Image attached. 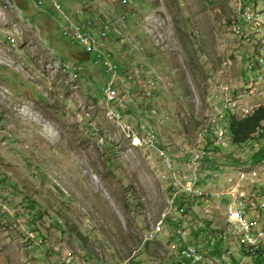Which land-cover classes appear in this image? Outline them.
<instances>
[{"label":"rangeland","instance_id":"374dc122","mask_svg":"<svg viewBox=\"0 0 264 264\" xmlns=\"http://www.w3.org/2000/svg\"><path fill=\"white\" fill-rule=\"evenodd\" d=\"M125 1L0 0V264H192L181 255L186 245L207 254L195 264H256L230 234L228 196L180 198L182 214L170 208L174 172L148 131L171 153L175 171L181 155L191 161L209 141L199 134L220 118L214 95L247 108L264 104V70L256 84L243 81L251 75L240 69L245 44L234 28L241 2ZM78 10L86 12L75 16ZM90 11L106 20L113 59L132 76L129 95L116 99L120 107L106 100L101 58L62 32L64 15L77 21ZM256 143H212L203 169L220 175L216 184L202 177L204 191H230L234 179L264 176V159L250 161ZM249 188L241 183L234 198ZM254 215L264 227V208ZM177 220H189L178 233ZM225 228L231 239L220 236Z\"/></svg>","mask_w":264,"mask_h":264},{"label":"built area","instance_id":"2783aa9c","mask_svg":"<svg viewBox=\"0 0 264 264\" xmlns=\"http://www.w3.org/2000/svg\"><path fill=\"white\" fill-rule=\"evenodd\" d=\"M122 2H126L122 0ZM237 2H242V21H241V29L238 32L237 36L239 41H245V50L246 51V59L245 66L243 67V73L250 74L249 77H243V81H251L257 80L260 77H257V70H264V29H252V22L256 19H251L248 17V11L243 4V0H237ZM54 10H59L57 6H53ZM86 12V10H78L74 14L77 16L82 12ZM94 17L92 13L86 19H78L77 21H72L70 18L64 15V24L62 25L63 35L69 37L72 40H77L85 49V52L88 54L90 52H96L98 58H101L103 66L106 72L109 75L108 82L105 86L104 92L106 100L117 102L118 106H121V101L116 100L119 99V95H129V87L126 86L125 81L130 80L132 76H129V69H123L121 73V68L119 63L113 59V52L111 47L107 45L108 39H110V28L106 26H95L94 28L97 30H101V37L98 38H89L83 32V25L86 22H93ZM135 40V36L133 38ZM122 39L117 38L115 40V45L118 44ZM125 46V45H124ZM123 47V45H122ZM142 51V50H136ZM68 68L75 70L73 65L65 62L64 64ZM81 68V67H80ZM79 68V69H80ZM136 69V68H135ZM148 69V68H147ZM151 70L148 69L147 72L149 75L151 74ZM144 69H138V73H144ZM126 78V79H125ZM154 80L157 81L156 76L154 75ZM155 83L154 82H150ZM264 96V95H258ZM217 111H220L219 121L216 123L210 124L208 127V132H217L218 140H210L203 146L199 147L198 153L195 155L194 159L191 161H182L181 166L179 168H175L173 170V158L171 157V153L167 151L166 148L159 146V141L157 139V135L154 131H150V142H156V150L161 155V160L165 168H171L173 173V177L178 176L179 183L177 186L174 185V178H172V192H171V206L177 213H184L185 206L177 205L175 203L176 199L179 196L182 197H200L203 199L208 198L209 196L219 199L220 197L228 196L229 200L224 203L223 209L230 212L232 218L234 219V226L232 229L239 230V236H243L244 238L250 239V242H260L264 243V227L255 219L254 213L264 208V193L258 188L262 183V178L260 173L258 175H248L243 178L234 179L233 180V190L223 191V192H212V191H204L205 183H202L200 186V182L202 181V177H207L208 180L216 181L219 177V169H203V165H205L206 161L211 157V153L213 152L212 141H226V136H224L225 125L222 121V115L225 110H233L235 113V109H242V111H249L253 106H243L232 103V98L230 96L220 95L217 98ZM176 179V178H175ZM231 181L230 176L225 175V180ZM182 182V183H181ZM241 183H248L250 188L247 193H243L242 198H234V189L240 188ZM174 206V207H173ZM170 213V212H169ZM178 226L182 223L180 220H177ZM178 233V228H177ZM220 236L223 239H231L229 237V230H220ZM154 238V237H153ZM151 238V239H153ZM150 239V240H151ZM227 254H231L230 251H227ZM181 255L188 260L190 263L194 262H205L207 260L206 252L200 248V252H193L192 245H186L181 250ZM238 264H242L241 262Z\"/></svg>","mask_w":264,"mask_h":264},{"label":"trees","instance_id":"16d2710c","mask_svg":"<svg viewBox=\"0 0 264 264\" xmlns=\"http://www.w3.org/2000/svg\"><path fill=\"white\" fill-rule=\"evenodd\" d=\"M256 1L257 0H243V4L245 5L246 8L250 7L255 10L257 9ZM241 9H242V2H241ZM261 11L264 14V8L261 9ZM111 36H114V34L109 35V37ZM85 54L89 55L87 52H85ZM122 62L123 61H119L118 63L122 64ZM241 62L242 63L245 62L244 58L241 60ZM240 69L242 70L243 68ZM113 103L116 104L115 101H113ZM116 106H118V104H116ZM222 121L223 124L225 125L224 133L227 136L226 138L230 143V145H232V147L238 145L239 143H244L249 140H254L255 142H257L256 144H258V147L253 148L252 150L253 154L250 157V161H252L254 164L255 163L258 164L259 162L263 161L264 144L262 145L261 142L264 141V131L260 132V130L264 129V104H260L254 107L249 113L243 116H237L236 114H233V112L228 110L223 113ZM213 148L218 149V147H213ZM230 153L231 152H229V155ZM180 198H187V197L179 196L176 199L175 203L177 205H184V201L180 200ZM174 226L176 227V229L178 228V225H174ZM243 252L245 254H251L250 251L247 250L244 245H243ZM251 255L255 257V261L257 262L256 264L264 263V247L257 248L254 252H252ZM136 264H140V262L137 261Z\"/></svg>","mask_w":264,"mask_h":264},{"label":"bare ground","instance_id":"6f19581e","mask_svg":"<svg viewBox=\"0 0 264 264\" xmlns=\"http://www.w3.org/2000/svg\"><path fill=\"white\" fill-rule=\"evenodd\" d=\"M54 3H56V2H53V4ZM57 4V3H56ZM58 5V4H57ZM54 6H55V4H54ZM58 7V6H57ZM59 8V7H58ZM240 9H241V7H240ZM247 9V11H248V17L249 18H251V19H256V20H253V22H252V29H264V14L262 13V11L261 10H259V9H252V8H250V7H247L246 8ZM240 11V17H239V21L238 22H236V26H235V28H234V32H235V34L237 35L238 34V32H240V29H241V21H242V13H241V10H239ZM97 17V16H96ZM96 17H94L95 19H94V24H93V22H86V24H84L83 25V30H85L86 28H90V30H92V32H93V34H94V38L96 37V38H98V37H101V30H97V29H95L94 28V25L95 26H100V20H104L103 21V23L101 24V26L102 25H105L106 26V20L105 19H103V18H99V20L96 18ZM108 21V23L109 22H111V20H107ZM118 23V22H117ZM107 28H110L109 26H108V24H107ZM125 28V27H124ZM96 31H97V33H96ZM84 32V34H86L89 38H92V36H91V33L89 32V30H85V31H83ZM118 38H120V37H118ZM120 39H123V38H120ZM241 42H243L244 44H245V41H241ZM139 44V43H138ZM142 50H143V48H141ZM245 63V62H244ZM245 66V65H244ZM132 73V72H131ZM135 73V72H134ZM260 81H262V78L260 77V78H258L257 80H256V84L257 83H260ZM150 82H151V80H150ZM261 87V89H259V91H258V94L259 95H264V84H263V86L261 85L260 86ZM220 95H214V97H213V100L215 101V103L217 104V98L219 97ZM232 103H234L233 101H232ZM226 111H228V110H225V112ZM230 111H232V110H230ZM233 114H235V113H233ZM219 120H218V118H216V117H214V118H211V123L210 124H212V123H216V122H218ZM208 131V128H207V130L204 132V133H200L199 134V136H200V138H204V136L205 135H207L206 137V140L205 141H207V139L209 140V138H210V140H218V133L217 132H208V134H205L206 132ZM264 131V129H261L260 130V132H263ZM224 136H226L225 135V133H224ZM227 137V136H226ZM227 139V138H226ZM203 140V139H202ZM204 141V142H205ZM225 142H227L228 143V141H212V143L214 144V145H216V147H219V145H221V144H224ZM203 144V143H202ZM205 145V144H204ZM227 145V144H226ZM199 147H203L202 145H200ZM215 147V146H214ZM185 150L186 149H184L183 151L185 152ZM191 150V149H190ZM194 150H196V149H194ZM183 152V154H185ZM186 152H189V149L188 150H186ZM195 153V152H194ZM184 155H182V157H183ZM194 157V156H193ZM183 158H185L184 160H182V161H188V159H187V157L186 156H184ZM190 158V157H189ZM241 177V176H240ZM235 197V196H234ZM218 208H220V206H217ZM223 211L224 212H226L227 213V215L232 219V222H233V225L232 226H234V219L232 218V215H231V213L230 212H228V211H226V210H224L223 209ZM226 228H227V225H226ZM226 228H225V230H226ZM231 232H232V236L233 237H235L236 239L237 238H240L241 240H242V243H243V245H246L248 248H249V251H254V250H256L257 248H259V244H258V242H250V239H248V238H244L243 236H239V230L238 229H232L231 228ZM230 232V233H231ZM181 238H183V235H181ZM241 242V241H240ZM198 248V247H197ZM197 248H194L193 247V252H200V250L199 249H197ZM195 263H201V262H194V263H192V264H195Z\"/></svg>","mask_w":264,"mask_h":264},{"label":"crops","instance_id":"0c3cea01","mask_svg":"<svg viewBox=\"0 0 264 264\" xmlns=\"http://www.w3.org/2000/svg\"><path fill=\"white\" fill-rule=\"evenodd\" d=\"M183 157H184V156H183ZM183 157H182V155H181V160H184V159H185V158H183ZM243 164H245V163H243ZM261 178H262V183L260 184V186H259L258 188L264 193V191H263V190H264V176L262 175ZM214 182H215V184L217 183V181H214ZM214 182H213V183H214ZM213 183L208 182L207 184H208L209 187H212V186H213ZM262 189H263V190H262ZM224 213H226V212H224ZM180 219H181V218H180ZM182 219H183V218H182ZM182 219H181V220H182ZM187 219H188V218H187ZM230 219H231V218H230ZM183 220H184V219H183ZM186 221H187V220H185L184 222L182 221V224L185 223ZM231 221H232V219H231ZM187 222L189 223V220H188ZM229 224H230V222H229ZM232 225H233V222H232ZM231 228H232V227H231ZM186 232H187V230H186ZM230 232H231V229H230ZM230 234H232V232H231ZM258 244H259V247H260V246H261V243L258 242ZM244 246L247 247L246 245H244ZM246 249L249 250L248 247H247ZM254 251H255V250H254ZM254 251H253V252H254ZM250 252H251V251H250Z\"/></svg>","mask_w":264,"mask_h":264},{"label":"clouds","instance_id":"9594fccd","mask_svg":"<svg viewBox=\"0 0 264 264\" xmlns=\"http://www.w3.org/2000/svg\"><path fill=\"white\" fill-rule=\"evenodd\" d=\"M85 52V51H84Z\"/></svg>","mask_w":264,"mask_h":264}]
</instances>
